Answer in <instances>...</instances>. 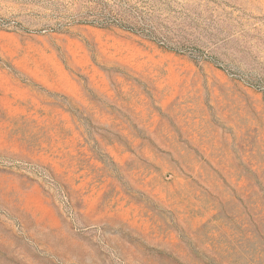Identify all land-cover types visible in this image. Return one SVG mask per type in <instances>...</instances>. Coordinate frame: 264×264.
Returning <instances> with one entry per match:
<instances>
[{"label":"rangeland","instance_id":"1","mask_svg":"<svg viewBox=\"0 0 264 264\" xmlns=\"http://www.w3.org/2000/svg\"><path fill=\"white\" fill-rule=\"evenodd\" d=\"M0 264H264V0H0Z\"/></svg>","mask_w":264,"mask_h":264}]
</instances>
